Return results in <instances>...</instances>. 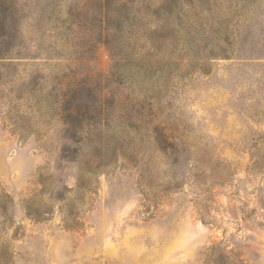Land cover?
Returning a JSON list of instances; mask_svg holds the SVG:
<instances>
[{
    "label": "rangeland",
    "instance_id": "rangeland-1",
    "mask_svg": "<svg viewBox=\"0 0 264 264\" xmlns=\"http://www.w3.org/2000/svg\"><path fill=\"white\" fill-rule=\"evenodd\" d=\"M2 194L0 264H264V0H0Z\"/></svg>",
    "mask_w": 264,
    "mask_h": 264
},
{
    "label": "trees",
    "instance_id": "trees-1",
    "mask_svg": "<svg viewBox=\"0 0 264 264\" xmlns=\"http://www.w3.org/2000/svg\"><path fill=\"white\" fill-rule=\"evenodd\" d=\"M0 200H1V210L4 213L5 217H8V210H9V206L11 203V199L10 196H8L7 194H2L0 195ZM26 212L27 215L32 218L35 219L36 221H42V215L40 214V209L34 207L33 205L29 204L26 206Z\"/></svg>",
    "mask_w": 264,
    "mask_h": 264
}]
</instances>
